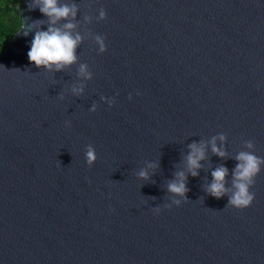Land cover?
<instances>
[{
    "label": "water",
    "instance_id": "1",
    "mask_svg": "<svg viewBox=\"0 0 264 264\" xmlns=\"http://www.w3.org/2000/svg\"><path fill=\"white\" fill-rule=\"evenodd\" d=\"M31 2L0 54V264H264V164L252 206H228L238 154L264 159V0H60L77 13L54 26L82 37L62 71L28 59L53 26Z\"/></svg>",
    "mask_w": 264,
    "mask_h": 264
},
{
    "label": "clouds",
    "instance_id": "2",
    "mask_svg": "<svg viewBox=\"0 0 264 264\" xmlns=\"http://www.w3.org/2000/svg\"><path fill=\"white\" fill-rule=\"evenodd\" d=\"M39 7L42 14L49 18L50 24L48 31H37L34 39L31 42L30 51L28 52L29 61L37 68H44L48 71H62L64 68L71 66L77 62L76 49L81 43L82 37L77 34L72 35L71 30L76 26L72 23H67L64 28L55 27L58 21L65 20L69 17L75 18L77 8L75 5L71 7L67 4H61L60 0H32L29 4L30 10ZM101 18H105L106 13L101 11ZM26 24L21 25L23 35L27 36L29 33L26 31ZM97 42L100 44L101 51L105 50L104 39L100 36L96 37ZM80 74L86 78H91V74L87 70L86 65H81ZM74 92L80 94L83 89H73ZM131 99V96L129 97ZM95 111V107L93 108ZM221 139H224L221 136ZM248 148H252L253 144L248 142ZM190 154L187 156V164L189 171L193 177L199 175L198 170L201 168V161L205 159V150L202 145L193 143L191 146ZM212 151L216 155L224 157L225 152L216 147L215 141L212 144ZM97 154L95 149L89 145L86 151V161L91 168L97 162ZM238 164L233 172L232 191L229 196V207L237 210H245L252 206L255 200V193L252 188L255 184L256 177L260 174L261 164H264V159H261L251 152H240L236 157ZM155 167V165H152ZM140 177L143 179L148 178L146 171L140 172ZM229 175V170L224 167H218L212 172L213 181L207 187L208 193L220 199L229 194V189L226 187V178ZM187 177L183 172L177 173V178L168 184V191L174 196L181 197L187 200ZM177 205L180 200H175ZM159 211V210H157Z\"/></svg>",
    "mask_w": 264,
    "mask_h": 264
},
{
    "label": "trees",
    "instance_id": "3",
    "mask_svg": "<svg viewBox=\"0 0 264 264\" xmlns=\"http://www.w3.org/2000/svg\"><path fill=\"white\" fill-rule=\"evenodd\" d=\"M22 3L21 0H0V54L6 51L11 39L21 29Z\"/></svg>",
    "mask_w": 264,
    "mask_h": 264
},
{
    "label": "snow or ice",
    "instance_id": "4",
    "mask_svg": "<svg viewBox=\"0 0 264 264\" xmlns=\"http://www.w3.org/2000/svg\"><path fill=\"white\" fill-rule=\"evenodd\" d=\"M2 43H3V40H2V39H0V45H2Z\"/></svg>",
    "mask_w": 264,
    "mask_h": 264
}]
</instances>
